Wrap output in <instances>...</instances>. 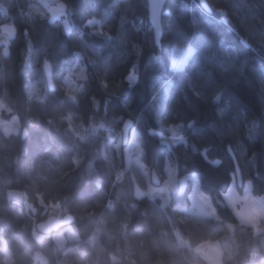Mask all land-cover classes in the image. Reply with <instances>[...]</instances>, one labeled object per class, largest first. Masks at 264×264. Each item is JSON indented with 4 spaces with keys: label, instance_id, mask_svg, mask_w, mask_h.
Masks as SVG:
<instances>
[{
    "label": "trees",
    "instance_id": "1",
    "mask_svg": "<svg viewBox=\"0 0 264 264\" xmlns=\"http://www.w3.org/2000/svg\"><path fill=\"white\" fill-rule=\"evenodd\" d=\"M30 1L50 14L39 0H0L7 9L0 25L14 23L17 29L8 56L2 54L8 35L0 43L1 114L17 118L20 126L9 135L0 129V188L24 193L33 209L0 196V264H7L5 246L11 264H38V253L46 264H209L196 252L206 241L220 243L223 264H264V231L241 223L224 199L235 175L228 146L244 183L264 197V0H207L212 14L201 10L200 0H167L159 47L147 0H123L107 18L105 8L121 0H57L72 9L66 15L70 35L56 20L49 24L32 15L28 23ZM225 18L227 23H219ZM89 19L101 24L85 28ZM26 28L32 44L27 62ZM189 47L195 58L173 70L172 48ZM153 55L161 59L153 61ZM45 58L53 64L55 87L42 73ZM134 65L138 79L130 87L126 77ZM81 67L86 81L75 78ZM70 72L71 87L84 84V92L67 91ZM169 81V101L158 122L151 96ZM101 82L109 86L101 88ZM216 94L220 103L212 102ZM128 118L135 121L134 140L148 170L155 169L163 182L169 154L196 173L216 218L183 211L191 204V184L182 193L171 192L164 205L160 198L136 196V188L146 191L151 180L125 159L121 128ZM177 124L184 125L180 134L186 143L171 138L168 129ZM149 128L157 135L149 136ZM215 159L220 166H212ZM66 214L75 217L78 240L61 249L36 224Z\"/></svg>",
    "mask_w": 264,
    "mask_h": 264
},
{
    "label": "rangeland",
    "instance_id": "2",
    "mask_svg": "<svg viewBox=\"0 0 264 264\" xmlns=\"http://www.w3.org/2000/svg\"><path fill=\"white\" fill-rule=\"evenodd\" d=\"M51 0H46L49 3ZM58 2L57 0H53ZM59 3V2H58ZM37 15L40 20H46L51 18V13L46 14L45 11L34 1L28 3L27 9L24 16L29 23L30 17ZM67 18L61 17L57 22H61ZM97 20V19H96ZM100 21V20H98ZM101 22L97 25H100ZM94 26V25H93ZM9 35L10 30L3 31ZM9 42L12 40L7 38ZM178 53L183 52L179 48ZM4 105L0 99V129L7 135L19 131V122L17 118L11 120H5L2 117V111ZM123 122V120H122ZM133 131H131L130 142L125 148V159L128 164H134L139 166L145 177L150 180L151 171L142 163L141 156L142 151L140 144L134 140ZM121 140V139H120ZM164 171L166 177L164 178L160 187H154L151 183L148 184L146 191L136 188V196L148 195L151 199L160 198L163 205L167 201L171 192L182 193L187 188L188 184H191L190 201L189 207L183 209L186 214L189 215H202L216 218L215 205L212 198L206 195L200 186V180L196 173L188 172L183 166L177 164L170 155H166ZM0 196L5 198L8 197L18 202H24L26 208L32 211V206L27 203L25 194L16 190H5L0 188ZM226 203L234 211L241 223L251 226L255 229L256 233L264 231V197L255 196L252 192V185L250 182L244 183L242 189L237 187L236 178L234 175V182L230 186L226 194H224ZM54 240L61 249H65L66 243L69 241H77L78 235L72 226L62 229L60 232L53 235ZM207 251L205 252L204 259L209 264H223L222 262V247L219 242H205ZM200 246V245H199ZM198 246V247H199ZM197 247V248H198ZM5 262L7 264L12 263V256L7 247L4 248ZM202 256V257H203ZM36 260L38 264H46V259L42 253L36 254Z\"/></svg>",
    "mask_w": 264,
    "mask_h": 264
},
{
    "label": "snow or ice",
    "instance_id": "3",
    "mask_svg": "<svg viewBox=\"0 0 264 264\" xmlns=\"http://www.w3.org/2000/svg\"><path fill=\"white\" fill-rule=\"evenodd\" d=\"M40 4L48 9V11L51 13V18L48 19V23L51 24L53 20H59L61 17H66L67 14H69L72 9L71 7H69L68 4L65 3H57L56 5H51L49 3L46 2V0H39ZM69 3H71V0H69ZM164 5V0H152L151 4H150V19H151V23L152 26L154 28V32H155V45L157 47H159L160 45V37H161V27H160V22H159V18H160V14H161V9ZM245 7H247V5H244ZM118 7H123V0H121V4L117 5L116 3H111L109 7L105 8L103 15L105 18L109 17L111 15V10L112 9H117ZM203 11L206 12H210L211 9L208 7V5L205 3L203 4V8L201 9ZM217 11L219 12V14L221 16L226 17L227 13L225 12V10L220 7L217 9ZM0 13L2 14H6L7 13V9L4 8H0ZM23 15V13H21ZM165 15H170V13H165ZM227 19H223L221 21H219V23H227ZM100 21L96 20V19H89L87 20V22L85 23L84 27L85 28H91L93 25H97L99 24ZM262 23H264V21H262ZM62 25H63V30H64V34L65 35H70L72 28L71 25L69 23V20L67 18H65L62 21ZM0 30L2 31H7L10 30V33L8 35V38L10 39H14L17 29L14 23L11 24H2L0 25ZM137 31H139V29H137ZM96 35H99L103 38H106L108 40H111L112 37L111 36H106L103 32H99V33H95ZM24 36L26 38V42L28 44V48H27V55H26V62L29 61L31 54H32V44H31V35L29 32V29H25L24 31ZM244 44L245 47H248V43L247 41L242 42ZM5 47L2 51V54L4 56H8L10 54L9 51V40L7 39L5 41ZM134 50L137 54V56H139L140 54V48L138 46H134ZM194 52L195 50L191 47L186 48L183 50V52H179L177 51V49L172 48V63H171V67L173 70H183L185 64L187 63L188 59L190 57H194ZM151 59L153 61H159L161 59V57L159 55H153L151 57ZM93 63H95V61H93ZM42 73L45 77L48 78L49 80V85L50 87H55V85L52 83V73H53V64L49 62V60L47 58H45L43 60V65H42ZM76 79L81 80V81H86L87 80V76L85 74V69L84 68H79L78 69V73L76 74ZM137 75H136V66H133V69L131 71V73L126 77V83L131 87L137 84ZM64 83L66 85H68L69 87H67V91L72 92L73 89L75 90V92L81 93L85 91V85L84 84H80L77 85L75 88H72L71 85L74 83L73 80V73H69V75L65 78ZM260 83L262 86H264V78H261ZM109 85L106 82H101L99 87L101 88H107ZM172 89V83L171 81L167 82L164 87L159 91L156 92L155 95L151 96V102L152 105L155 109V115L157 118V121H161L163 119V109L166 105V103H168L169 101V90ZM153 91L155 92V87L153 88ZM71 99L75 100L76 96L75 95H71L70 96ZM93 103L99 107V101L95 100V97L92 98ZM213 103H220L221 102V95L220 94H216L212 100ZM224 109L220 110L221 115L223 114ZM194 122H190L187 127L191 128L193 127ZM256 122L253 121V127H255ZM124 128L126 131L128 130H132V125H133V119H128L126 121L123 122ZM184 125L183 124H177V125H173L171 127H169L168 131L171 134V138L173 141L175 142H180V143H186L184 137L180 134V129L183 128ZM133 135H135L134 131H133ZM148 135L149 136H153V135H157V133L152 129L149 128L148 129ZM207 149L205 150V158H207ZM210 163L212 164L213 167H218L221 165L222 161L220 159H215L210 161Z\"/></svg>",
    "mask_w": 264,
    "mask_h": 264
},
{
    "label": "water",
    "instance_id": "4",
    "mask_svg": "<svg viewBox=\"0 0 264 264\" xmlns=\"http://www.w3.org/2000/svg\"><path fill=\"white\" fill-rule=\"evenodd\" d=\"M151 2H152V0H147V11H148V20H149V23L151 25V29H152L153 36H154V42H155V32H154V28L152 26L151 19H150V4H151ZM199 2H200V6L202 8H203V4H205V3L210 8L207 0H200ZM166 3H167V0H164V5L161 9V14H160V18H159L160 27H161L160 45H161V41L163 38L162 16L164 13ZM207 13L212 14L213 13L212 9L210 12H207ZM128 119H131V118H128ZM128 119H126V120H128ZM134 128H135V121L133 120L132 130ZM132 130L126 131L124 128V125L122 124L121 132H122V146L123 147L128 146V144L130 142V136H131ZM26 136H27V131L25 129L23 131V139H25ZM228 153H229V155L232 158L233 163H234V170H235L237 187L239 189H242L244 186V178H243L238 160H237V158H236V156H235V154H234V152L230 146H228ZM150 180H151V184L154 187H160L162 185V180H161L160 176L158 175V173L155 169L152 170V172H151ZM74 222H75V217L71 214H66L64 217L50 216L46 220L36 224V230L38 233L45 235V236L54 235V234L60 232L62 229L69 227V226H72Z\"/></svg>",
    "mask_w": 264,
    "mask_h": 264
},
{
    "label": "built area",
    "instance_id": "5",
    "mask_svg": "<svg viewBox=\"0 0 264 264\" xmlns=\"http://www.w3.org/2000/svg\"><path fill=\"white\" fill-rule=\"evenodd\" d=\"M49 4L56 5L57 2L51 0V1H49ZM6 38H7V34L5 32H3V31H1V33H0V43L3 42ZM206 251H207V248H206L205 242H202L200 244V246L196 249V252L199 255V257H202Z\"/></svg>",
    "mask_w": 264,
    "mask_h": 264
},
{
    "label": "crops",
    "instance_id": "6",
    "mask_svg": "<svg viewBox=\"0 0 264 264\" xmlns=\"http://www.w3.org/2000/svg\"><path fill=\"white\" fill-rule=\"evenodd\" d=\"M57 21V20H56Z\"/></svg>",
    "mask_w": 264,
    "mask_h": 264
}]
</instances>
